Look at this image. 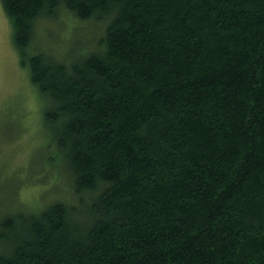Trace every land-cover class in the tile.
Listing matches in <instances>:
<instances>
[{
    "label": "trees",
    "instance_id": "16d2710c",
    "mask_svg": "<svg viewBox=\"0 0 264 264\" xmlns=\"http://www.w3.org/2000/svg\"><path fill=\"white\" fill-rule=\"evenodd\" d=\"M2 3L77 202L4 214L0 264H264V0ZM61 7L98 52L31 54Z\"/></svg>",
    "mask_w": 264,
    "mask_h": 264
},
{
    "label": "rangeland",
    "instance_id": "374dc122",
    "mask_svg": "<svg viewBox=\"0 0 264 264\" xmlns=\"http://www.w3.org/2000/svg\"><path fill=\"white\" fill-rule=\"evenodd\" d=\"M106 22L81 20L61 7L41 16L34 27L31 54L66 64L98 52ZM0 0V218L9 212L39 211L56 200L76 203L73 184L45 125L47 102L32 83ZM51 157L54 159H51Z\"/></svg>",
    "mask_w": 264,
    "mask_h": 264
}]
</instances>
